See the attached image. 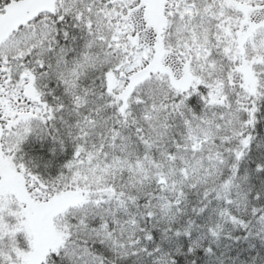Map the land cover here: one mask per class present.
I'll return each instance as SVG.
<instances>
[{"label":"snow or ice","instance_id":"snow-or-ice-1","mask_svg":"<svg viewBox=\"0 0 264 264\" xmlns=\"http://www.w3.org/2000/svg\"><path fill=\"white\" fill-rule=\"evenodd\" d=\"M0 264H264V0H0Z\"/></svg>","mask_w":264,"mask_h":264}]
</instances>
